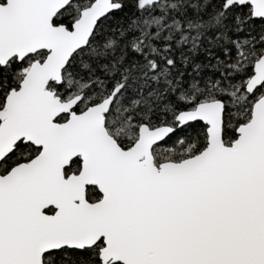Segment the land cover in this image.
<instances>
[{
  "label": "snow or ice",
  "instance_id": "obj_1",
  "mask_svg": "<svg viewBox=\"0 0 264 264\" xmlns=\"http://www.w3.org/2000/svg\"><path fill=\"white\" fill-rule=\"evenodd\" d=\"M0 264H264V0H0Z\"/></svg>",
  "mask_w": 264,
  "mask_h": 264
}]
</instances>
